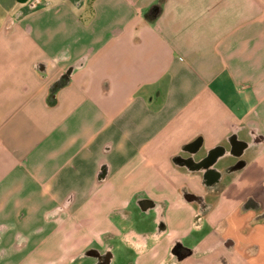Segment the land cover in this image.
Instances as JSON below:
<instances>
[{"label": "crops", "instance_id": "obj_1", "mask_svg": "<svg viewBox=\"0 0 264 264\" xmlns=\"http://www.w3.org/2000/svg\"><path fill=\"white\" fill-rule=\"evenodd\" d=\"M126 251L264 264V0H0V264Z\"/></svg>", "mask_w": 264, "mask_h": 264}, {"label": "rangeland", "instance_id": "obj_2", "mask_svg": "<svg viewBox=\"0 0 264 264\" xmlns=\"http://www.w3.org/2000/svg\"><path fill=\"white\" fill-rule=\"evenodd\" d=\"M160 230V229H159ZM173 251H175V255L177 256V257H179V251L178 250H174V248L172 247V249L170 250V253H169V255H171L172 253H173ZM126 254H127V257H126V255L125 256H123L122 255V258L120 257L121 255H120V253H116V258H115V260L111 263V264H129V262L130 261H132L133 260V258L131 257V259H130V254H129V252H127L126 251ZM132 254V253H131ZM129 257V258H128Z\"/></svg>", "mask_w": 264, "mask_h": 264}, {"label": "trees", "instance_id": "obj_3", "mask_svg": "<svg viewBox=\"0 0 264 264\" xmlns=\"http://www.w3.org/2000/svg\"><path fill=\"white\" fill-rule=\"evenodd\" d=\"M17 2H24L25 0H16Z\"/></svg>", "mask_w": 264, "mask_h": 264}]
</instances>
